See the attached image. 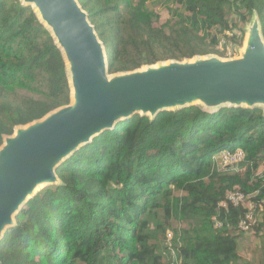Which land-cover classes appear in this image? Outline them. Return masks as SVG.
Segmentation results:
<instances>
[{"label":"trees","instance_id":"obj_1","mask_svg":"<svg viewBox=\"0 0 264 264\" xmlns=\"http://www.w3.org/2000/svg\"><path fill=\"white\" fill-rule=\"evenodd\" d=\"M77 1L109 75L223 56L221 42L242 48L255 16L264 38V0ZM156 2L169 12L165 23ZM71 101L64 53L36 9L0 0V149L17 128ZM226 150L245 153L237 171L218 169L215 158ZM262 168L264 107L136 114L82 146L56 170L58 184L26 202L0 240V264H169V231L182 264H240L237 226L247 210L219 205L229 191L261 202ZM263 212L254 230L264 237ZM245 264H264V249Z\"/></svg>","mask_w":264,"mask_h":264},{"label":"water","instance_id":"obj_2","mask_svg":"<svg viewBox=\"0 0 264 264\" xmlns=\"http://www.w3.org/2000/svg\"><path fill=\"white\" fill-rule=\"evenodd\" d=\"M22 1L36 9L63 51L72 101L5 139L0 149V240L40 187L58 184V167L118 122L199 104L209 110L264 107V38L257 16L247 30L242 58L198 57L111 76L104 46L77 0Z\"/></svg>","mask_w":264,"mask_h":264},{"label":"built area","instance_id":"obj_3","mask_svg":"<svg viewBox=\"0 0 264 264\" xmlns=\"http://www.w3.org/2000/svg\"><path fill=\"white\" fill-rule=\"evenodd\" d=\"M244 158L245 153L242 150H237L236 152L226 150L221 152L219 157L215 158V161L218 169L221 171L230 170L232 168L237 171L239 164ZM259 196L260 194L258 192L255 197ZM231 206H243L247 210L245 216L239 221L237 228L241 233H251L259 222L258 213L263 210L264 201L262 203H255L252 201L251 197L244 195V193L240 191H229L226 194L225 201L219 205V208L228 211ZM215 227L220 230L223 229L224 224L215 219ZM163 247V256L168 260L167 262L169 264H182V259L178 256L181 244L175 242V235L173 232L169 231L167 233Z\"/></svg>","mask_w":264,"mask_h":264},{"label":"rangeland","instance_id":"obj_4","mask_svg":"<svg viewBox=\"0 0 264 264\" xmlns=\"http://www.w3.org/2000/svg\"><path fill=\"white\" fill-rule=\"evenodd\" d=\"M156 7V11L160 14L161 16V23H165L167 21V19L169 18V12L166 8L163 7V2L155 3ZM253 24V19L250 20V22L246 25H244L246 31L249 29V26H251ZM240 26H243V24H240ZM228 35H231L230 33H228ZM248 32L246 33V37H245V41L247 38ZM245 41L243 44V47L240 48V46H236L233 45L232 43H227V42H222L221 46H219V49L221 52H223V56L218 55V57H221L223 59H238L241 57V52L244 50L245 47ZM113 76V75H111ZM201 105V104H199ZM226 107V106H224ZM217 109H211L210 111H216ZM219 157V156H218ZM217 158V157H216ZM264 168H262L260 170V176L264 177ZM44 188H46V186L40 187L37 191L36 194L43 190ZM260 193V192H259ZM264 201V199H262L261 203ZM263 210H264V206H263ZM262 210V211H263ZM264 213V212H263ZM172 232V231H171ZM240 250H239V254H240V264H245L248 262L251 263H255L260 261L262 253H263V249H264V237L261 234H258L255 230H253L251 233H243L242 238L240 239ZM164 244V242H163ZM168 261V260H166Z\"/></svg>","mask_w":264,"mask_h":264},{"label":"bare ground","instance_id":"obj_5","mask_svg":"<svg viewBox=\"0 0 264 264\" xmlns=\"http://www.w3.org/2000/svg\"><path fill=\"white\" fill-rule=\"evenodd\" d=\"M248 39V38H247ZM247 39H246V41H245V47H244V50L241 52V58L244 56V54H245V52H246V50H247V47H248V41H247ZM226 60H229V59H226ZM192 62H193V60H192ZM155 68H159V65H157ZM144 69H145V67H144ZM43 187V186H42Z\"/></svg>","mask_w":264,"mask_h":264}]
</instances>
